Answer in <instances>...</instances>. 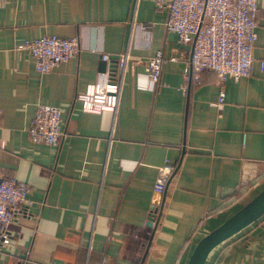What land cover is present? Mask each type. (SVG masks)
<instances>
[{"label": "crops", "instance_id": "obj_1", "mask_svg": "<svg viewBox=\"0 0 264 264\" xmlns=\"http://www.w3.org/2000/svg\"><path fill=\"white\" fill-rule=\"evenodd\" d=\"M256 6L250 72L226 77L214 105V72L185 80L190 43L164 28L154 0H0V168L27 183L32 200L8 223L0 264H94L101 254L107 264H185L201 235L264 186V0ZM41 34L74 35L79 51L36 71L14 45ZM156 49L176 59L161 63L151 87L144 66ZM124 50L115 110H81L75 95L107 66L100 52ZM39 102L59 109L55 145L27 138ZM164 157L175 169L143 246ZM202 264H264V210Z\"/></svg>", "mask_w": 264, "mask_h": 264}, {"label": "built area", "instance_id": "obj_2", "mask_svg": "<svg viewBox=\"0 0 264 264\" xmlns=\"http://www.w3.org/2000/svg\"><path fill=\"white\" fill-rule=\"evenodd\" d=\"M156 7L165 9L163 26L173 31L178 43H190L188 73L185 80L199 82L202 70L214 72L218 92L214 105L223 99L222 82L226 77L237 79L250 72L252 44L256 37V0H154ZM144 29V24H139ZM14 47L30 53L36 71L45 72L76 55L79 46L76 36L41 34L23 38ZM101 60L107 62L103 70H98L93 81L85 84L75 97L80 109L88 112L114 111L117 105L121 74L126 51L110 59L106 52H100ZM176 59L174 55L165 57L156 49L146 58L145 72L148 85L158 82L161 63ZM262 61L259 62V67ZM139 86H144L139 84ZM184 88V85H182ZM60 130V112L57 106L39 102L26 126V135L31 142L49 145L57 144ZM2 142L0 140V146ZM175 169V162L164 157L156 168L151 195L144 218L143 233L149 236L160 217L165 186ZM27 183L11 176L3 175L0 168V243L9 241L8 223L15 214L31 204ZM206 213V212H205ZM15 264H23L17 261ZM94 264H107L103 254Z\"/></svg>", "mask_w": 264, "mask_h": 264}, {"label": "water", "instance_id": "obj_3", "mask_svg": "<svg viewBox=\"0 0 264 264\" xmlns=\"http://www.w3.org/2000/svg\"><path fill=\"white\" fill-rule=\"evenodd\" d=\"M263 210L264 186L220 223L201 235L194 243L185 264H202L206 254L213 246L254 220ZM152 232L153 228L147 239L146 246L149 243Z\"/></svg>", "mask_w": 264, "mask_h": 264}, {"label": "trees", "instance_id": "obj_4", "mask_svg": "<svg viewBox=\"0 0 264 264\" xmlns=\"http://www.w3.org/2000/svg\"><path fill=\"white\" fill-rule=\"evenodd\" d=\"M190 80V79H189ZM147 239L148 238H144V241H142V245L144 246V245H146V243H147Z\"/></svg>", "mask_w": 264, "mask_h": 264}]
</instances>
